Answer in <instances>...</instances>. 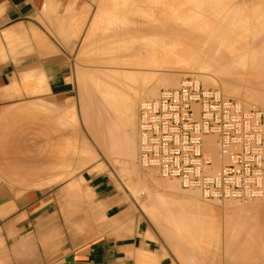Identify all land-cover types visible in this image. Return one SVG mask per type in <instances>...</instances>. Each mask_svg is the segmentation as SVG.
I'll return each instance as SVG.
<instances>
[{
	"label": "bare ground",
	"instance_id": "6f19581e",
	"mask_svg": "<svg viewBox=\"0 0 264 264\" xmlns=\"http://www.w3.org/2000/svg\"><path fill=\"white\" fill-rule=\"evenodd\" d=\"M49 1L52 4L51 0H49ZM110 1L111 0H108V2H107V0H103L102 2L100 1L99 4H97V5L106 6V8L105 7H103V8L99 7L97 9H100V10L102 9L101 11H104V13L106 12V10H110V13H111L112 10L110 8H113L114 4L115 3L117 4L118 2H116L117 1L116 0L114 3V0H113V2H111L113 4V6H112ZM240 1L245 2L246 0H239L238 3ZM122 2H124V1L122 0ZM130 2H132V1H130ZM236 2H237V0H141L138 4L135 3L136 6L138 5L137 6L138 8H139V6H141V8H143L142 14L140 12V14H141L140 17L138 16L139 12L136 13L137 10H135V5H133L134 6V8H133V6H131L132 3H129V2L126 3L125 2L126 5L125 4H123V5L128 6L131 9V11L135 14L133 15V13H131L130 9L128 8L129 10H127V7H126L125 9L128 11V12L127 11L126 12L128 14L131 13L132 16L127 15L125 13V11H123L122 16L124 14L128 16V18L126 19L125 22L116 23L115 22L116 18H114V20H113V18H112V20L109 19L110 21L107 22V27L109 29L108 30L105 29L108 32V34L106 32L102 33V35L100 36V38L98 40L100 32H103L102 31L103 29H101L100 32L92 33V34H95V33L97 34L96 35L97 37H94L97 39V41L94 42L90 38H89L90 39L89 41H91V43L93 41V44L94 43L98 44L100 42L99 46L104 41L103 44L101 45L103 47L104 45L106 46V43L107 44H109V43L111 44L113 42L118 43L117 38H119L120 44L119 43H118V45L116 44L118 46V48H115L116 45L114 47V49L120 50V52L117 50L119 52L118 56H119V54L123 55V53H126V52L122 53V49H119L120 46H125L126 44L128 46L132 45L130 47V48H132L131 53H133V52L137 53L139 50L142 51V48H143V50L145 49L144 51L146 52V54L144 53V56L145 55L148 56V54H150V51H151L149 49L151 47L152 48L155 47L154 51L155 50L158 51V49L160 50V52L158 53V56L164 55L166 57H170V58H168L169 60L172 58L175 60V57L177 59V56H178V58L181 60L179 61V59H177L175 61L176 64L178 62L180 63L181 61H183L182 57L185 60V56H186V61H187L186 63L189 64V66L192 64L191 66L194 67L193 68L194 70H195V64H196L197 70L198 69L200 70L202 66L206 67V68L202 67L203 69L201 71H203L204 73H205L204 69L207 70V68H210L209 69L210 72H212L211 69L218 68V70L215 69L216 73L217 72L219 73L220 69H221V71L223 73L221 72V73H219V75L222 74V76H217V77L213 76V78H212V77H210V76H212L211 73L208 72V74H206V73L202 74L200 72L201 76L198 75V79L197 78L196 79L199 83L201 82L200 84L205 88L210 87L212 89H215L214 87H217L219 85V88L221 91H219V89H217V90L221 93V95L222 94L224 95V98H226V97L233 98L234 100H236L235 102L241 108L243 107V110H245V109L247 110L248 108H253V109L255 108V110H258L256 108H259L260 110H262V111H260V110L259 111L264 115V47H263V45H261V47H260L261 49L259 48V44L264 43V10H262V8H264V4H261V5H263V7H261V5H260L261 9H259L258 8L259 6H258L257 8H253V10L246 11L244 8L242 10L237 11V13L234 14L233 12L235 11V8L233 7L234 6L233 3H236ZM50 3H49V6H50ZM102 3L103 4L105 3V4L103 5ZM106 3H107V5H106ZM109 3L111 4V7L108 6V5H110ZM129 4L131 7L129 6ZM173 5L176 7H174ZM52 6H55V5H52ZM117 6H119V5L117 4ZM236 6L240 7L238 4ZM86 7H87V5H86ZM107 7H110V8H107ZM232 7L234 10L232 9ZM53 8L54 7H52V9ZM83 8H85V7H83ZM87 8L89 9V7H87ZM87 8H86V10H87ZM48 9H50V8H48ZM116 9H118V8H115L113 10V11H116L115 14L112 11V13L114 15H116V14L118 15L120 12L122 13L123 6H122V9L119 8L121 11L119 9L118 10H116ZM133 9H134V11H133ZM68 10H70V9L68 8ZM97 11L100 12L99 10H97ZM97 11H94V12H97ZM117 11L118 12L120 11V12L117 13ZM138 11H141V10H138ZM94 12H93V14H94ZM155 12H156V14L158 13L157 14L158 17L154 14ZM171 12L174 13L175 15L171 14ZM43 13H47V12L43 11ZM87 14H88V12H87ZM53 15H54V13H53ZM71 15H73V10L71 11ZM106 15H107V17H103V16L100 17V15L95 16V20L98 19V18L96 19V17H99L98 22L101 19L103 20L101 22H104L103 18H110L109 17L110 14H106ZM85 16H87V15H85ZM111 16H112V14H111ZM51 17H53L51 19H54V17H55V19H57L55 15L51 16ZM48 18H50V17H47L46 19L48 20ZM71 18H72V16H71ZM234 18H237L238 23L240 24V28H238V26H236L238 28V30H240V31L237 33V35H235V34L238 30H236V32H233V34L231 33L233 35V37L231 39L229 37L231 34L229 33V36H228V32H232V29H230L231 31L226 30L227 31L226 32L224 28L226 26H229V24L228 25H226V24L231 23L232 20L234 21V23H236ZM73 19H74V22H75V19H76V21L78 20V18H73ZM79 19L82 20L83 18L80 17ZM50 20L48 22H50ZM70 20H71V22L73 21L72 19H70ZM70 20H68V21L70 22ZM78 21L76 23H73V25L75 24V26H76ZM90 21H92V20H90ZM95 22H97V21H95ZM121 22H122V20H121ZM44 23H46V22H44ZM79 23H81V21ZM79 23H78V26H79ZM82 23H84V22H82ZM91 23L92 22H90V24ZM104 23L106 25V22H104ZM61 24L58 25L59 26L58 28L56 27L57 29H60V31L63 30V28H64L63 27L64 25L62 24V26H61ZM64 24L68 25V26L65 25V28L68 27L66 29L68 31V33L70 32L71 29L75 30V29H73L75 27L70 28V26H72V23L71 24L70 23H64ZM92 24H96V23H92ZM87 27H86V31L89 34V32L93 31V29H94V31H96V27L98 28L97 30H99L100 26L94 25V27H92V29L90 27L88 30H87ZM247 27L249 28V30L252 29V32L249 31L250 34L253 33L251 37H249V36L247 37V29H248ZM56 28H55V30L57 31ZM231 28H232V26H231ZM113 29H115L116 31H113ZM233 29H235V28H233ZM79 31H81V30H78L77 33ZM86 31L83 34L84 36H82L83 40L85 39L84 37L88 38ZM61 32H58V35L60 34V36H62L63 34ZM73 32L75 33L74 37H75V35L77 36V33L75 31H73ZM73 32H70V33L72 34ZM115 32H116V34L117 33L118 34L116 35ZM245 32H246V34H245ZM68 33H67V35L70 38V35ZM79 33H78V35H79ZM90 34H91V32H90ZM90 34H89V36H91ZM64 37H65V35L63 36V39H64ZM68 37H66V39H68ZM78 37L79 36H77L75 38L78 39ZM60 38H62V37H60ZM66 39H64V40H66ZM116 39H117V41H113ZM121 39H123L124 41ZM245 39L251 40L252 42H250V43H252V46L254 44H257V46L254 45V46H256V50L254 49V51L251 52L250 55L249 54L245 55L243 53L244 56L240 55V57H239V55L238 56L236 55L237 58L231 57V56H230L231 58L228 57L227 54H229L230 51L233 52L236 49V48H234V49L231 48V46L229 47V43H231L232 40H234V41L236 40L237 42H242ZM101 40H103V41H101ZM229 40H230V42H229ZM81 41H82V39H81ZM110 41H112V42H110ZM227 41H228V43H227L228 47L226 46ZM256 41H261V43H259V42L256 43ZM87 42H88V40H87ZM121 42H122V44H124L123 42H125L126 44L122 45ZM196 42H198V43H196ZM233 42L231 44H233ZM250 43H249L248 48H250V46H251ZM110 44H109V46H110ZM134 45H137L135 47V49L138 48L137 49L138 51L134 49V47H133ZM138 45L141 47H139ZM252 46H251V48H252ZM91 47H92V49H93V47L96 48V45L95 44L93 46L91 45ZM125 47H127V46H125ZM147 47H149V49ZM179 47L181 49H183L184 51L181 50ZM101 48H100V51H101ZM112 48H113V46H112ZM184 48H186L187 50H185ZM251 48L248 50H251ZM108 49H109V47H107V49L105 48V50H106L105 53L110 52V51H107ZM133 49H134V51H133ZM89 50H91V49H89ZM94 50H96V49H94ZM97 50H98V48H97ZM102 50H103V48H102ZM105 50H103L102 52H104ZM147 51L149 52L148 54H147ZM235 51H237V50H235ZM98 52H99V50H98ZM112 52H113V50H112ZM151 52H153V49ZM129 53H130V51H129ZM131 53H130V55H131ZM136 53H135V57H136V55L137 56L139 55L138 53L137 54ZM154 53H156V55H157V52H153L150 55L154 56L155 55ZM112 55H114V54H112ZM130 55H129L128 59H130V57H131ZM171 55H173V56L171 57ZM174 55H175V57H174ZM115 56L116 55H114L112 57L110 54V56H108V57L105 56V57H106V60H110V57H112L111 59L114 60ZM123 56L125 59L126 54ZM147 56L145 58L146 59L148 58L149 61H147L148 59L143 60L144 58H142L140 55H139V58L141 57V59L143 61H145L144 62L145 64L147 62H148L147 64H149L150 60H152V59H150V56H148V57ZM164 56H163V58H165L167 61H169ZM97 57L98 56H96V58ZM105 57H104V61H106ZM117 57H115V60ZM155 57L156 56H154V58ZM107 58H109V59H107ZM133 58H134V56H133ZM154 58H153V61H154ZM157 58H158V60H157ZM118 59L120 60V58H117L116 61H119ZM138 59L135 61H138ZM141 59H140V62L138 61L139 65L143 62ZM155 59L157 60V61H155L156 64H158V65H156V64L155 65L158 66V68L160 66L164 67V65H161L162 63L159 61V60H161V58L159 59V57H156ZM173 59L170 60V66L168 65L170 68L174 66ZM131 60H133V59L131 58ZM120 61H122V60H120ZM138 62H137V64H138ZM110 63H112V62L110 61ZM124 63H125V61H124ZM151 63L152 62H150L149 66L152 65V67H153L154 64L153 63L151 64ZM168 63L169 62H167V64ZM171 63H172V65H171ZM159 64H160V66H159ZM199 64H201V65H199ZM110 65L114 66V64H110ZM129 65H130V63H129ZM197 65H198V67H197ZM136 66H135V68H136ZM149 66H147V67H149ZM124 67H126V66H124ZM152 67L150 66V68H152ZM187 67H188V65H187ZM190 67H188V68H190ZM191 68H190V70H191ZM109 69H107V70L109 71ZM164 69H166V68H164ZM164 69L162 68V70H164ZM112 70L114 71V69H112ZM125 70L127 71L126 68H125ZM141 70L142 69L139 70L140 73H132V71L130 73H129V71H128V73L126 71H124V73H123V71L121 69L122 73H119L120 70L119 71L116 70L117 71V72H115L116 74H109V73L105 74V71H102V70H100V73H98L99 70L95 71L96 73L92 71L93 73H91V72L90 73L93 74V76H92L93 78L88 76V78H90V81H92L91 85H89L90 82H88L87 79H85L87 81L88 85L84 84L85 86H83V84H82L83 89L81 88V93L83 96L85 95L87 90H88L87 92L90 91L89 93H86L87 97L84 96L83 99H82V95H81V99L83 101V102L81 101V103H83V104H81L82 105L81 106V108H82L81 109L82 110V120L84 121L83 123L85 124V129H87L86 131H88V133L91 135L90 137H92L91 139L94 142V144L98 147L100 152L105 157H107V159H108V157L111 159L113 158L114 160H116L115 164L116 163L117 164L121 163L120 165L124 164V165L120 166V167H122V169H123V167L124 168L125 167L131 168V164H133L132 160L136 157L135 156L136 153H137V163H138V149H137L136 139H137L138 110H139V106L141 104V103H139V100L143 99L142 97H147L146 99H148L149 97H151L149 99L155 98L157 96L156 92L159 91L160 88L161 89L162 88H164V89H166V88H177L179 86V84L176 82L177 81V78L175 77L176 75L173 77L174 73H172V71L170 72V74L172 73V76H169L170 74L165 76L166 73H164V76H165L164 78H163V75H161L162 78L159 80H156V78L158 76L156 77V74L154 72L152 74L149 72L148 74L149 75L151 74L149 76L148 74H145V72H144V75L141 74ZM209 70H207V71H209ZM137 71L138 70L133 71V72H137ZM239 71H245L247 73V75H245V72L239 73ZM103 72L105 75L103 74ZM164 72H165V70H164ZM117 73H119V74H117ZM232 73H236V74L234 75ZM91 74H90V76H91ZM153 74H155V76H154L155 79L153 77ZM160 74H162V73L160 72L159 75ZM177 74H179V73L177 72ZM192 74H194V73H192ZM192 74H191V76H192ZM198 74H199V72H198ZM213 74L218 75L215 73H213ZM248 74L249 75L252 74V77L251 76L248 77ZM82 76H84V75H82ZM194 77H195V75H194ZM91 78H92V80H91ZM86 86L88 87L87 90H85ZM89 89H91V90H89ZM83 90H85V92ZM135 142H136V145H135ZM205 142H206L208 150L210 151L211 159L215 162L213 145H212L211 141H209V139H206ZM84 143H86V142H84ZM84 145H86V144H84ZM84 145L79 151V161H80L79 166L81 168H84L87 165L94 163V161L96 159H98L97 158L98 156L96 155V152L93 150V148H91V146L89 147V146H84ZM135 146H136V148H135ZM108 160H110V159H108ZM96 167L97 166H94V169ZM140 168L142 169L141 166H140ZM135 169H133L132 173L128 169V172H124V174L126 173L125 175H127V176L129 174H132L131 176L129 175L132 178L134 173H139V171H137V169L136 170ZM123 171H126V170L124 169ZM120 172H121V170H120ZM127 173H129V174H127ZM139 174H141V172ZM139 174H137V175L139 176ZM137 175L134 174L133 178H135ZM150 175H152V174H150ZM138 176L136 178H138ZM153 176H152V178H153ZM141 179L142 178L138 179L137 181H139ZM155 179L156 178H154L152 180H154L156 182L159 180V179L158 180H155ZM134 180H133V183H135V184L139 183V182H135ZM147 181L144 182L146 184L144 186L145 191H147L149 189L147 187V184H148ZM154 181L153 182L151 181V182L154 184ZM128 184H129V182H128ZM148 185H150V184H148ZM132 186H134V185H132ZM128 187H130V186H128ZM157 187L161 188V192L155 196L156 197V210H153L150 213H153L154 220L158 222L159 226L161 227V231L168 232L167 234L169 235V237H170V235L175 237L174 242L176 243V245L178 244V246H179L177 248H179L182 251L184 250V248H186V249H189V252L194 253V251L196 249H206L207 251H209V249L214 245L216 247H219V242H217L218 240L216 239V238L219 239V237H216V236H218V233L220 231H222V229L224 228L225 234H227V236H229L227 243H226L227 248L229 249V251L231 253H233V254L237 253L235 258L231 254H229V259H228L227 264H259V263L264 262V196L261 198H258V199H254V200L243 201V202L247 203L246 204L247 210H243V211H242L243 208L242 209H239V208L235 209V207L237 205L236 202H240V201H232V200L222 201L221 203L224 205L221 204V206H222L221 209L224 210L222 212L223 213L225 212V213H224V217H223V225H221V223H219V218L217 216L219 213V209L217 208L218 209L217 210L215 206H214L215 208L212 207L211 204L207 203V200H206V203H204L205 199L200 195L199 192H197L195 190H184L186 193L188 192L187 194H185V192L182 189L180 192V189H179L180 187L178 186V183L177 182L175 183V181H171V180H170V183L166 182L165 184H160ZM171 190H175L176 192L178 191V193L184 192V195H183V197H169L167 195V192H169ZM189 191H192V192H189ZM147 197H148V199H151L150 193H147ZM200 197H202V198H200ZM199 198L201 200L203 199V201L201 202V200ZM259 201H261L260 204H255L256 202L258 203ZM212 202L215 203L216 201H212ZM217 203H219V202H217ZM182 234H185L186 236H188L189 241L184 242V243H181L180 241H178V237L176 238V235L179 236ZM212 237H215V239L217 241ZM203 238H205V239H203ZM174 242H173V244H174ZM185 256H184L185 261H187L188 258H194L193 255L189 256L187 258ZM147 259H149V258H147ZM195 262H196V264H219L218 260L210 259V258L208 259L207 257H204L202 259V261L195 260Z\"/></svg>",
	"mask_w": 264,
	"mask_h": 264
},
{
	"label": "crops",
	"instance_id": "0c3cea01",
	"mask_svg": "<svg viewBox=\"0 0 264 264\" xmlns=\"http://www.w3.org/2000/svg\"><path fill=\"white\" fill-rule=\"evenodd\" d=\"M48 1L0 0V117L10 107L27 100L75 97L74 61H92L82 51L88 45H83L81 38L72 39L65 34L64 39L69 40L63 37L55 40L49 31L61 23L66 30L68 25L64 23L71 24L73 18H78L79 24L86 23L85 15L95 11L99 0H51L52 4ZM53 13L57 19H51ZM63 125L61 120L47 117L5 124L0 121L3 187L11 188L13 182L21 180L26 190L43 191L64 178L56 175L57 169L69 163L72 172L81 169L79 150L71 155V147L65 151L62 142L66 128L79 135L77 124L74 120ZM80 139L75 136L74 142ZM49 173L51 178L42 181ZM87 176L79 181H85L96 200L80 195L81 189L75 182L66 187L69 195L88 204L98 221L82 234L75 231L79 228L78 221L68 218L62 221L59 214L52 212L50 207L64 205L63 199L26 197L8 202L0 190V264H177L171 250L154 240L158 237L155 231L145 228L143 223L132 230L126 224L128 213L120 208L123 204L119 203L113 182L107 176ZM99 205L103 215L97 212ZM102 218L110 222H100ZM186 250L183 251L190 254Z\"/></svg>",
	"mask_w": 264,
	"mask_h": 264
},
{
	"label": "rangeland",
	"instance_id": "374dc122",
	"mask_svg": "<svg viewBox=\"0 0 264 264\" xmlns=\"http://www.w3.org/2000/svg\"><path fill=\"white\" fill-rule=\"evenodd\" d=\"M102 2L103 0H99V2ZM115 1L116 0H114V3H115ZM124 2H122V0L120 1V0H117L116 2H118L117 4L119 5V6H117V4L115 3L114 4V7L113 8H110L111 7V2H113V0H111L110 1V5H108V6H110V7H107V8H110L112 11L115 9V8H120V9H122V6H123V10H122V13L120 12H118L117 11V13H119L118 15L116 14V15H114L115 14V12L116 11H113V13H112V11H111V13H110V10H106V12L104 13V11H101L100 9H97V8H99V7H105L106 8V6H100V5H98V7L95 9V11H97V10H99L100 12H94V14H93V12H91V13H88L87 14V22L86 23H82V24H79V26L81 25L82 26V29H80V28H73V27H75V24L73 25V23L74 22H72V26H70V27H72L73 29H75V30H70V32H73V31H75L76 33H77V31L78 30H81V31H79L78 33H79V35H78V33H77V36H79L78 37V40H80V38L82 39V43H83V45L85 44V45H87L88 44V47H86V48H88L87 50H84V48L82 49V51H83V53L84 52H86L87 54L86 55H88V57H90V58H92V61H90V62H85V61H78V60H75L74 62H75V71H76V73H73V76H74V80H75V83H76V86H77V91H76V96L75 97H73V98H71V99H66V100H55V99H52V98H50V99H44V100H27V101H24V102H21V103H18L17 105H14V106H12V107H10V109L8 110V111H6L5 113H3V115L0 117V121L2 122V123H6V122H9V121H14V120H30V121H33V120H36V119H41V118H43V117H47L48 119H53L54 121H58V120H61V125L64 127V122L66 121V122H73L74 120H75V122H76V124H77V128H78V133H79V135H74L73 134V131L70 129H65L64 130V134H63V138H62V142H63V149L65 148V151L67 150L66 149V147H68V146H70L71 147V155L74 153V152H76V150H79L80 151V149L83 147V145L84 144H86V145H84V146H91V148H93V150L96 152V155L98 156L97 158L98 159H96L95 161H94V163H91L90 165H87L86 167H84V168H81V169H79L78 171H76V172H72V164H67V167H65V168H59V169H57V172H56V175L57 174H60V175H62V177H64L63 179H61V180H58L55 184H51V185H48V186H46L44 189H43V191H39V190H32V189H27L26 190V186H25V183L23 184L22 182H21V180H17V181H15V182H13L12 183V187L11 188H5V187H3V185H2V183L0 182V190H2L3 192H4V194H5V200L6 201H8V202H13L14 200H16V199H20V198H28V197H37V198H47V199H63L64 201L62 202V203H65L64 205H61V206H51L50 208H51V210H52V212L54 213V214H59V216H60V219L62 220V221H64L65 220V218H68V219H75L76 221H78L79 222V228H75L76 230V232L77 233H84V232H86L87 230H91L92 229V226L93 225H96L97 223L96 222H98V221H95V219H94V217L92 216V214H91V208L88 206V204H86V203H83V202H81V201H79L78 199H76V198H74L71 194L69 195V193L68 192H66V187H67V185L69 184V183H71V182H75V183H77L78 184V186H79V188L81 189V191H80V195H87V196H91L94 200H96L95 199V197L92 195V193L91 192H89V190L87 189V185H86V183H85V181L83 180V182H80L79 180H80V178L82 177H85V178H88V176H87V174H89V175H94V174H104L105 176H107L112 182H113V185H114V187H115V195H116V197L119 199V203L120 204H123V206L122 207H120V208H124V210L125 211H127V213H128V215H127V217L125 218L126 219V224L128 223V225H129V227H130V229L132 230L133 228H135L139 223H143V225H144V227L145 228H147V229H149V230H153V231H155V234L158 236L157 238H155L154 240H156L157 242H159V244H162V245H164V246H167L170 250H171V252H172V255H173V257L175 258V260H176V262H177V264H196V262H195V260H200V261H202V259L204 258V257H207L208 259L210 258V259H216V260H218L219 261V264H227V262H228V259H229V254H231L234 258L236 257V255H237V253H231L230 251H229V249L227 248V246H226V243H227V240H228V238H229V236H227V234H225V229L223 228L222 229V231H220L219 233H218V236H216V237H219V239L218 238H216L215 239V237H212V238H214L217 242H219V247H216L215 245L214 246H212L210 249H209V251H207L206 249H196L195 251H194V253H191V252H189V249L188 250H186V252H189L190 254H186L184 251H182V250H180L179 251V248H177V247H179L178 246V244L176 245V243L174 242V240H175V237L174 236H171L170 235V237H169V235L167 234L168 232H164V231H161V227L159 226V224H158V222L157 221H155L154 220V217H153V213H150L151 211H153V210H156V195L158 194V193H160L161 192V188H159V187H157V186H159L160 184H165L166 182H169L170 183V180H165V179H160L159 177H157L154 173H151V172H149V171H145L143 168L141 169L140 168V166L138 165V163H137V153H136V157L132 160L133 161V164H131V168L130 167H128V168H124L123 167V169H122V167H120V166H122V165H124V164H122V165H120L119 163L117 164H115V162H116V160H114L113 158L111 159V158H109L108 157V159H110V160H108L107 159V157H105L101 152H100V150L98 149V147L94 144V142L92 141V137H90L91 135L88 133V131H86L87 129H85V124L83 123L84 121L82 120V108H81V104H83V103H81V101H82V99L84 98V96L85 97H87V95H86V93H89V92H87L88 90H87V86L85 87V90H87L86 91V93H85V95L83 96L82 95V93H81V88L83 87V86H85V85H88L87 84V81L88 82H90L89 83V85H91V83H92V81H90V78H88V76L89 77H92L93 76V74H91V73H93V72H95V71H97V70H99L98 71V73H100V70H102V71H105V74L106 73H109V74H116L115 72H117V71H119V73H122V71H123V73H124V71H126L125 70V68L127 69V73H128V71H129V73L132 71V73H140L139 72V70L140 69H142L141 70V74H143L144 75V72H145V74H148L149 72L152 74L153 72L156 74V80H159V79H161L162 78V76L161 75H163V78L165 77V76H167V75H169L170 74V72L172 71V73H174L173 74V77L175 76L176 78H177V83L179 84V82H180V80L183 78V77H186V76H191V74L192 73H194V74H192V76L194 77V75H195V78H197L198 79V75L199 76H201L200 74L202 73V74H208V72L209 73H211L212 74V76H210V77H212L213 78V76H222V74H220L219 75V73H221L222 71H221V69H220V72L218 73H216V70L215 69H217L218 70V68H215V69H211V71L212 72H210V68H207V70H209V71H207V70H205L204 69V71H205V73L203 72V71H201L203 68H206V67H201V69L199 70H197V68H196V64H195V70L193 69L194 67L193 66H189V64H187L186 62V56H185V60H184V58L182 57V60L183 61H181L180 63L178 62L177 64H176V60L177 59H179L178 58V56H177V59H176V57H175V55H174V57H175V60L173 59V64H174V66L173 67H169L170 66V60H172V59H168V58H170V57H166V56H164L163 54V56L164 57H166L169 61H167L165 58H163V56H158V53L160 52V50L158 49V51L157 50H155L154 51V49H155V47L154 48H150L149 49V47H147L149 50H151L152 51V49H153V52H157V55H156V53H154L155 55L154 56H156V57H159V59L161 58V60H159L162 64L161 65H164V67L162 66H160V64H159V68H158V66H156V65H158V64H156V62L155 61H157L158 60V58H157V60L154 58V56H152V55H150V54H152L153 52H151L150 51V54H148L149 52L147 51V54H148V56H150V59H152V60H150V62H152L154 65H153V67H152V65H150L152 68H150V66H149V64H150V62H149V64H145L144 62L145 61H143V60H147L145 57L147 56V55H145L144 56V53L146 54V52L143 50V48H142V51L141 50H137V49H135V47L137 46V45H134L133 47H134V49L135 50H137L138 52V54L142 57V58H144L143 60L141 59V57L139 58V55L137 56L136 55V57H135V53L133 52V53H131V51H132V48H130L131 46H128L125 42H123L124 44H122V42H121V44L122 45H125V46H127V47H125V46H120L119 47V49H122V53L123 52H126V53H123V55H125L126 54V56H125V59H124V56L123 55H120L119 54V56H118V53L120 52V50H118V49H114V47H115V45L117 44L118 45V43H119V38H117L118 39V43L117 42H113V43H109L110 44V46H109V44H107L106 43V46L107 47H109V49L107 50V51H110V52H107V53H105L106 52V50H105V48L107 49V47L104 45L103 47L101 46L102 44H103V40H101V41H103L102 42V44H100V46H99V43L97 44V43H94L95 45H96V48H94L93 47V49H92V47H91V45L93 46L94 44H93V41L95 42V41H97V39L96 38H94V37H97L96 35V33L95 34H92V33H94V32H100V30L101 29H103L102 31L103 32H100V35H99V37H98V40H99V38H100V36L102 35V33H107L108 34V32L106 31V30H108L109 28L107 27V22L108 21H110V20H112V18H113V20H114V18H116L115 19V22L116 23H123V22H125L126 21V19L128 18V16L127 15H130V16H132V14L131 13H133L132 11H131V9L128 7V6H125L126 4H125V2L126 3H132L131 4V6H133V5H135V3L136 4H138L141 0H123ZM130 1H132V2H130ZM238 1L239 0H237V2L236 3H233V7L235 8V11L233 12L234 14L235 13H237V11H239V10H242V9H244L245 8V10L246 11H249V10H253V8H257L258 6V8L259 9H261L260 8V5L261 4H264V0H246L245 2H242V1H240L239 3H238ZM99 2H98V4H99ZM107 2H108V0H107ZM134 2V3H133ZM121 3V4H120ZM245 3V4H244ZM103 4V3H102ZM105 4V3H104ZM103 4V5H104ZM123 4H125V5H123ZM173 4V3H172ZM239 5L240 7H238V6H236V5ZM106 5H107V3H106ZM112 6H113V4H112ZM116 6V7H115ZM129 6H130V4H129ZM130 6V7H131ZM138 6V5H137ZM136 5H135V10H137V12L136 13H138L139 15V17L141 16V14H142V12H143V8H141V6H139V8L137 7ZM174 6V5H173ZM172 6V7H173ZM247 8H246V7ZM127 7V10H129L130 9V11H131V13L130 14H128L127 12V10L125 9ZM137 7V8H136ZM174 7H176V6H174ZM233 7H232V9H233ZM261 7H263V5H261ZM129 8V9H128ZM133 8H134V6H133ZM141 8V9H140ZM239 8V9H238ZM118 9H116V10H118ZM237 9V10H236ZM138 10H141V11H138ZM234 10V9H233ZM262 10H264V8H262ZM123 11H125V13L127 14V15H123L122 16V14H123ZM127 11V12H126ZM133 11H134V9H133ZM140 12H141V14H140ZM176 12V11H175ZM99 13V14H98ZM94 16H93V15ZM97 14V15H96ZM106 14H110V18H103L104 19V22H106V25H105V23L104 22H101V21H103L101 18V20L98 22V20H99V17H96V19L97 20H95V16H99L100 15V17H107V15ZM111 14H112V16H111ZM135 13H133V15H134ZM156 16H157V14H156V12L154 13ZM171 14H173V15H175L174 13H172L171 12ZM92 16V17H91ZM118 16V17H117ZM91 17V18H90ZM120 17V18H119ZM123 17V18H122ZM158 17V16H157ZM107 19V20H106ZM110 19V20H109ZM119 19V20H118ZM235 19V22L236 23H234V21L232 20L231 21V23H227L226 25H228L229 24V26H226L224 29H225V31L227 30V31H231L230 29H232V32H228V36H229V33L231 34H233V32H236V30H238V28H240V24L238 23V20H237V18H234ZM90 20H92V21H90ZM97 21V22H95V21ZM106 20V21H105ZM121 20H122V22H121ZM94 21V22H93ZM90 22H92V23H96V24H90ZM233 23V24H232ZM78 25V24H77ZM90 25V26H89ZM94 25H99L100 27H99V30H97L98 28L96 27V31H94V29H93V31H90L91 32V34H90V32H89V34L91 35V36H89V34H88V32L86 31V27H87V30L91 27V29H92V27H94ZM140 25V24H139ZM232 26V28H231V26ZM234 25V26H233ZM61 26H62V24H61ZM78 26V27H79ZM236 26H238V28L236 27ZM62 28V27H61ZM227 28V29H226ZM233 28H235V29H233ZM237 28V29H236ZM248 28V27H247ZM77 29V30H76ZM90 29V30H91ZM106 29V30H105ZM235 30V31H234ZM62 31V32H61ZM60 31V29H57V31L54 29V30H50L49 31V35H50V37H51V39H57L58 40V38H60V37H63L65 34L67 35V33H68V31L67 30H64V28H63V30H61ZM86 31V33H87V37L88 38H86V37H84L85 39L83 40V37L82 36H84L83 34H84V32ZM112 31V30H111ZM113 31H116L115 29H113ZM112 31V32H113ZM226 31V32H227ZM240 30H238L237 32H236V34L235 35H237V33L239 32ZM249 31L250 32H252V29L251 30H249V28L247 29V37L249 36V37H251L252 36V34H250L249 33ZM58 32H61L63 35L62 36H60V34L58 35ZM68 33L69 35H70V37L71 38H73L74 39V32L71 34V33ZM114 33V32H113ZM99 34V33H98ZM115 34H116V32H115ZM118 34V33H117ZM116 34V35H117ZM230 35L229 37L232 39V37H233V35ZM245 34H246V32H245ZM94 35V36H93ZM60 36V37H59ZM76 35H75V37H77ZM92 39L93 41H92V43H91V41H89L90 39ZM94 38V39H93ZM117 39L116 40H113V41H117ZM87 40H88V42H87ZM121 40H123V39H121ZM124 41V40H123ZM197 41V40H196ZM234 40H232V42H233ZM236 41V40H235ZM233 42V44H231V43H229V47L231 46V48H236L235 50H237V51H230V53L229 54H227L228 55V57H236L237 58V56L239 55V57H240V55H242V56H244V54L245 55H247V54H249L250 55V53L251 52H253L254 51V49L256 50V46H257V44H254V45H256V46H252V43H250V42H252L251 40H249V39H245L244 41H242V42ZM87 42V43H86ZM90 42V43H89ZM109 42V41H108ZM110 42H112V41H110ZM229 42H230V40H229ZM261 43V41H256V43ZM196 43H198V42H196ZM228 43V41L226 42V44ZM249 43H250V45L252 46V48H251V46H250V48H251V50H248V49H250V48H248V46H249ZM120 44V43H119ZM99 47H98V46ZM116 45V47L115 48H118V46ZM234 45V46H233ZM261 45H263V47H264V43L262 44H259V48L261 47ZM112 46H113V48H112ZM139 46V45H138ZM227 47H228V44L226 45ZM103 48V50H105L104 52H102L103 50H102V48ZM112 49H111V48ZM139 47H141V46H139ZM262 47V48H263ZM97 48H98V50H99V52H98V50H97ZM100 48H101V51H100ZM146 48V49H147ZM180 48V47H179ZM89 49H91V50H89ZM94 49H96V50H94ZM129 49V50H128ZM134 49H133V51H134ZM140 49V48H139ZM181 49V48H180ZM185 50H187L186 48H184ZM227 49V48H226ZM230 49V48H229ZM261 49V48H260ZM112 50H113V52H112ZM116 50V51H115ZM119 52H118V51ZM181 50H183V49H181ZM243 50V51H242ZM246 50V51H245ZM93 51V52H92ZM129 51H130V53H131V55H130V53H129ZM144 51V52H143ZM184 51V50H183ZM102 52V53H101ZM117 52V53H116ZM104 53V54H103ZM136 53V54H137ZM244 53V54H243ZM108 54V55H107ZM110 54H111V56L113 57L114 55H116L115 57H117V58H120V60H122V61H120L119 59V61H116L117 60V58H116V60H115V57H114V60L113 59H111L112 57H110V60H106V57H108V56H110ZM112 54H114V55H112ZM134 54V55H133ZM179 54V53H178ZM128 55V56H127ZM129 55L131 56L130 57V59H128L129 58ZM180 55V54H179ZM237 55V56H236ZM93 56V57H92ZM96 56H98L97 58H96ZM106 56V57H105ZM123 56V57H122ZM133 56H134V58H133ZM147 56V57H148ZM152 56V57H151ZM168 56V55H167ZM173 55H171V57H172ZM181 56V55H180ZM102 57V58H101ZM104 57H105V60L106 61H104ZM230 57V58H231ZM96 58V59H95ZM123 58V59H122ZM127 58V59H126ZM131 58L133 59V60H131ZM136 58V59H135ZM139 58V59H138ZM153 58H154V61H153ZM107 59H109V58H107ZM138 59V61L140 62V59L143 61H141L142 63L139 65V62L138 61H135V60H137ZM166 61H164V60ZM181 59H179V61H180ZM102 61V62H101ZM110 61L112 62V63H110ZM124 61H125V63H124ZM131 61V62H130ZM135 61V62H134ZM147 61H149V59L147 60ZM158 61V62H159ZM97 62V63H96ZM106 64H105V63ZM114 62V63H113ZM130 63V65H129V63ZM137 62H138V64H137ZM155 62V63H154ZM157 62V63H158ZM167 62H169L168 64H167ZM109 63V64H108ZM144 63V64H143ZM151 63V64H152ZM166 63V64H165ZM110 64H114V66L113 65H110ZM124 64V65H123ZM156 64V65H155ZM132 65V66H131ZM137 65V66H136ZM142 65V66H141ZM166 65V66H165ZM169 65V66H168ZM171 65H172V63H171ZM179 65V66H178ZM187 65H188V67H190L191 68V70H190V68H188L187 67ZM194 65V64H193ZM199 65H201V64H199ZM124 66H126V67H124ZM135 66H136V68H135ZM141 66V67H140ZM147 66H149V67H147ZM113 67V68H112ZM128 67V68H127ZM132 67V68H131ZM139 67V68H138ZM158 69H157V68ZM169 67V68H168ZM197 67H198V65H197ZM109 69V71L107 70V69ZM114 69V71L112 70V69ZM118 68V69H117ZM132 70H131V69ZM134 68V69H133ZM162 68L164 69V68H166V69H164L165 70V72H164V70H162ZM96 69V70H95ZM121 69H122V71H121ZM156 69V70H155ZM168 69V70H167ZM108 72H107V71ZM117 70V71H116ZM136 70H138L137 72H133V71H136ZM159 70V71H158ZM163 72H162V71ZM215 70V71H214ZM237 70V69H236ZM93 71V72H92ZM101 71V72H102ZM189 71V72H188ZM193 71V72H192ZM214 71V72H213ZM91 72V73H90ZM125 72V73H126ZM143 72V73H142ZM161 72L162 74H160L159 75V73ZM177 72L179 73V74H177ZM183 72V73H182ZM186 72V73H185ZM198 72H199V74H198ZM201 72V73H200ZM235 72V71H234ZM238 72V71H237ZM245 71H239V73H244ZM91 74V76H90V74ZM96 73V72H95ZM119 73H117V74H119ZM164 73H166L165 74V76H164ZM172 73L169 75V76H172ZM197 73V74H196ZM213 73H215V74H218V75H214ZM223 73V72H222ZM103 74H104V72H103ZM102 74V75H103ZM104 74V75H105ZM108 74V75H109ZM150 74V75H151ZM155 74H153V77L155 76ZM210 74V75H211ZM232 74H236V73H232ZM82 75H84V76H82ZM95 75V74H94ZM103 75V76H104ZM149 75V74H148ZM149 75V76H150ZM178 75V76H177ZM233 75V76H234ZM245 75H247V73L245 72ZM244 75V76H245ZM197 76V77H196ZM249 76H251L252 77V74L251 75H249L248 74V77ZM255 76V75H254ZM84 77V78H83ZM247 77V76H246ZM83 78V79H82ZM93 78V77H92ZM92 78H91V80H92ZM152 78V77H151ZM175 78V79H176ZM85 82H83L82 80ZM85 79H87V81L85 80ZM89 79V80H88ZM154 79H155V77H154ZM83 83H82V82ZM201 83V82H200ZM82 84H83V86H82ZM85 84V85H84ZM177 84V85H178ZM218 85V84H217ZM81 86V87H80ZM91 87V86H90ZM218 87V88H217ZM217 87H214L215 89H219V91H221L220 90V88H219V85L217 86ZM206 88H208V87H206ZM210 88V87H209ZM83 89V88H82ZM161 89V88H160ZM85 90H83L84 92H85ZM89 90H91V89H89ZM158 92V91H157ZM157 92H156V95H157ZM81 95H82V99H81ZM89 95V94H88ZM222 96L224 97V95L222 94ZM143 99H140L139 100V103H141V101H144V100H146V98L147 97H142ZM149 98H151V97H149ZM148 98V99H149ZM232 99V100H234L233 98H230V97H226V99ZM86 99V98H85ZM234 101H236V100H234ZM83 102V101H82ZM242 109H243V107H242ZM250 109H253V108H248L247 110H250ZM255 109V108H254ZM256 109H258V110H260L259 108H256ZM246 110V109H245ZM260 111H262V110H260ZM75 136L76 137H81V139L79 140V141H75L74 142V138H75ZM136 141H137V139H136ZM84 142H86V143H84ZM83 144V145H82ZM88 144V145H87ZM135 145H136V142H135ZM135 148H136V146H135ZM71 158H72V156H71ZM114 162V163H113ZM101 164V165H100ZM114 164V165H113ZM119 165V166H118ZM133 165V166H132ZM94 166H97L95 169H94ZM135 166V167H134ZM101 167V168H100ZM137 167V168H136ZM137 169V171H139V173L141 172V174H139V173H134V174H139V176H138V178H133L134 177V174H133V177L131 178L130 176L132 175V174H129L130 172L132 173V171H133V169ZM126 170V171H123V170ZM128 169L130 170V172L129 173H127V174H129L128 176L127 175H125L124 174V172H128ZM132 169V170H131ZM135 169V170H136ZM120 170H121V172H120ZM117 172V173H116ZM150 174H152V175H150ZM119 175V176H118ZM154 175V176H153ZM51 176H52V173H49V174H45L42 178H41V180L42 181H47L48 179H50L51 178ZM141 176V177H140ZM151 176V177H150ZM152 176H153V178H152ZM130 177V178H129ZM142 178L141 180H139V181H137L138 179H140V178ZM128 178V179H127ZM150 178V179H149ZM154 178H156L155 180H158L157 182L156 181H154V180H152V179H154ZM135 179V180H134ZM125 180V181H124ZM133 180L135 181V182H139V183H133ZM148 180V181H147ZM127 181V182H126ZM148 182V184H150V185H148L147 184V187L149 188L147 191H145V189H144V186L146 185L144 182ZM154 181V184L152 183V182ZM128 182H129V184H128ZM132 182V183H131ZM150 182V183H149ZM176 183V182H175ZM131 184V185H130ZM132 185H134V186H132ZM128 186H130V187H128ZM179 186V185H178ZM180 189V188H179ZM184 191V190H183ZM180 192H181V189H180ZM178 193V191L176 192L175 190H171V191H169V192H167V195L169 196V197H183V195H184V192L183 193ZM189 192H192V191H189ZM147 193H150V195H151V199H148V197H147ZM188 193V192H187ZM186 192H185V194H187ZM200 196V195H199ZM200 198H202V197H200ZM199 198V199H200ZM201 200V199H200ZM203 201V199L201 200V202ZM56 202V201H55ZM260 202L261 201H259L258 203L256 202L255 204H260ZM204 203H206V200H204ZM207 203L208 204H211L212 205V207H216V209L218 208L219 209V213H218V218H219V223H221V225H223V217H224V213L222 212V211H224V210H222L221 208H222V206H221V202H219V203H217V202H210V201H207ZM215 205H214V204ZM218 204V205H217ZM236 207H235V209H242V211L243 210H247V203L246 202H243V201H240V202H236ZM220 205V206H219ZM222 205H224V204H222ZM121 206V205H120ZM214 207V208H215ZM224 207V206H223ZM229 207V206H228ZM231 207V206H230ZM227 208V207H226ZM233 208V207H232ZM217 209V210H218ZM224 209V208H223ZM221 210V211H220ZM101 211H103V208L101 207V205H99L98 206V210H97V212L98 213H101ZM102 214V213H101ZM104 214V213H103ZM102 214V215H103ZM227 214V213H226ZM225 214V215H226ZM110 222V220H106L105 218H102V219H100V222ZM114 221V220H113ZM114 224H115V221H114ZM173 237V238H172ZM178 237V241H180L181 243H184V242H187V241H189V237L188 236H186L185 234H182V235H176V238ZM203 239H205V238H203ZM207 239V238H206ZM183 241V242H182ZM173 242H174V244H173ZM175 246V247H174ZM177 248V249H176ZM186 255V256H185ZM194 256V258H188L187 259V261H185V258H184V256L187 258V257H189V256ZM254 256V255H253ZM259 264H264V262L263 263H259Z\"/></svg>",
	"mask_w": 264,
	"mask_h": 264
},
{
	"label": "built area",
	"instance_id": "2783aa9c",
	"mask_svg": "<svg viewBox=\"0 0 264 264\" xmlns=\"http://www.w3.org/2000/svg\"><path fill=\"white\" fill-rule=\"evenodd\" d=\"M137 149L145 171L195 190L207 201L264 196V115L243 110L193 76L141 102Z\"/></svg>",
	"mask_w": 264,
	"mask_h": 264
}]
</instances>
